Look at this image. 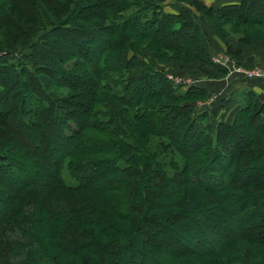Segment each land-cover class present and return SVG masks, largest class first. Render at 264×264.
I'll use <instances>...</instances> for the list:
<instances>
[{"label":"trees","instance_id":"trees-1","mask_svg":"<svg viewBox=\"0 0 264 264\" xmlns=\"http://www.w3.org/2000/svg\"><path fill=\"white\" fill-rule=\"evenodd\" d=\"M176 1L0 0V264H264V99L219 119L158 68L225 76L212 37L241 63L264 0Z\"/></svg>","mask_w":264,"mask_h":264},{"label":"crops","instance_id":"crops-1","mask_svg":"<svg viewBox=\"0 0 264 264\" xmlns=\"http://www.w3.org/2000/svg\"><path fill=\"white\" fill-rule=\"evenodd\" d=\"M159 1H161L162 5L164 6L165 11L170 13L178 12L181 4H183L176 0ZM240 1L241 0H203V3L208 7L217 8L219 6L238 3ZM190 9L195 17H200L201 14H199L193 6H190ZM201 21L203 22V19ZM212 42H214V48L216 49L218 54L226 52L227 47L225 43L221 42L219 39L215 41V38H212ZM229 42L232 46H235V48L240 51L239 56H241V63L248 65L264 62V40H261V42H248L247 44L241 45L236 41L234 37H231ZM197 65L198 64L196 62L191 63L189 67H186L185 69H178V71H182L183 73H185L184 71H186L187 75H192L193 78L191 79V82L193 84L198 85L196 83H200L198 86L204 88L207 87L210 92H215L217 94H214L216 96V102L213 105V114H215L217 118L226 121H229L233 118L236 104L234 106L222 107L220 97L226 95L234 88L245 89L248 87H252V89L257 92L259 98H261L262 100L264 99V80L261 81L258 79H242L241 81H236V79L238 78H225V76H219V78H211L206 74L204 75L195 71V69H197ZM166 70L167 72H169L168 69ZM205 70L209 73L215 72V69L210 66H207ZM170 73L175 77L176 74H179V72H174L173 69H170Z\"/></svg>","mask_w":264,"mask_h":264},{"label":"rangeland","instance_id":"rangeland-1","mask_svg":"<svg viewBox=\"0 0 264 264\" xmlns=\"http://www.w3.org/2000/svg\"><path fill=\"white\" fill-rule=\"evenodd\" d=\"M206 26H207V24L204 25L203 28L206 29L205 28ZM212 38H215V41L217 40L216 37H212ZM211 42H212V39H211ZM212 43H213L212 44V50H211L212 61H213V63L215 65H217L218 67H221L222 69H223V67L221 65L216 64L215 61H214V58L218 57L219 55L227 56L232 61H234L237 65L243 66L245 68L253 67V66H264V62H262V63H253V64H248V65L243 64V63H238L236 61V59H234L231 56H229L226 52L218 54L216 49L214 48V42H212ZM1 54H3V53H0V55ZM19 57H21V56L20 55H18V56L10 55L9 58L7 57L6 58L7 60L6 59L5 60L8 61V62H14L15 63V62L18 61ZM158 68L161 71L163 70V72L166 73L168 78L174 80L175 83H181L184 87H188L189 85L193 84L191 82V79L193 78L192 75L191 76L187 75L186 71H184L185 73H183L182 71H178V68L172 67L169 62H163L162 64H159ZM166 69H168L169 72H167ZM170 69H173L174 72H179V74H176V77H175L174 75H172L170 73ZM230 77L231 78H234V77L238 78V79H236V81H241L243 79L242 76H239V75H236V74L234 76L233 75H229L228 70H226L225 78H230ZM211 78H213V77H211ZM257 79L263 81L264 80V76H262V78H251V80H257ZM243 80H246V79H243ZM196 84L199 85L200 83H196ZM0 88H1V86H0ZM214 94L217 95L215 92H211V94L208 97H206V99L197 100L195 102L196 103V107L198 109H201V108L206 107V106H212L216 102V99H215L216 96ZM163 219L164 218H162V217H158V221L159 222H161ZM170 219H172V218H170ZM180 221H181V218H175V220L172 219V220L168 221V224L175 226ZM148 230L151 231V232H153V230L156 231V233L154 234V237H152L153 239L151 240L153 244L155 242H156L157 245H160V244L164 243V241L162 240L163 237H166V238L169 237V239H171L173 242H175V243H173L172 241L166 242V243L163 244L162 248H165V247H168V246H170V247L173 246L175 248H183V247L187 246V245L183 244L179 239H176L174 237V234L171 233L170 230H166V229L163 230L157 222H155L153 227H149Z\"/></svg>","mask_w":264,"mask_h":264},{"label":"built area","instance_id":"built-area-1","mask_svg":"<svg viewBox=\"0 0 264 264\" xmlns=\"http://www.w3.org/2000/svg\"><path fill=\"white\" fill-rule=\"evenodd\" d=\"M216 64L221 65L223 69L228 70L229 75H239L244 79L248 78H262L264 76V66H253L245 68L237 65L229 57L219 55L214 58Z\"/></svg>","mask_w":264,"mask_h":264}]
</instances>
